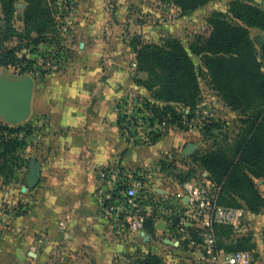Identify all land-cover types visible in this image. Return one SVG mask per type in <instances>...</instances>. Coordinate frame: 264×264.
I'll return each mask as SVG.
<instances>
[{
	"label": "rangeland",
	"instance_id": "obj_1",
	"mask_svg": "<svg viewBox=\"0 0 264 264\" xmlns=\"http://www.w3.org/2000/svg\"><path fill=\"white\" fill-rule=\"evenodd\" d=\"M238 2L264 13V0H214L185 16H181L175 6L159 0H122L120 6L113 1L105 3L109 12L113 10L109 16H82L78 13L79 0H56L53 6L58 22L53 29L56 38L53 40L51 35L49 43L28 48L26 45L30 40L25 39L23 32L27 6L24 0H17L14 26L23 38V49L18 57H26L33 65L32 70L26 73H21L20 68L0 66V85L32 80L35 87L37 82L60 72H73L78 69L106 72L114 68L115 64L119 68V63L125 64L129 70L132 85L124 91L117 105L120 128L133 147L148 149L149 162L139 167L138 172L141 171V179L146 186L144 192L152 197L151 213L155 219L168 222L170 226L175 225L171 232L177 248L184 254L176 255L173 250H167L164 256H159L156 252L152 253V248L136 247L133 251L118 256L114 264H137L139 260L150 255L157 256L159 264H207L201 256L195 255L202 250V238L197 228L182 224L183 220L191 223L193 219L182 189L183 184L191 181L203 184L205 178L221 187L219 201L222 205L241 208L245 213L241 228H217L220 250L224 254L248 251L253 258L252 264H264V204L259 213H252L239 195L228 192L221 178L201 166V158L206 154L236 160L238 143L248 136L252 118L264 109L261 101H254L252 108L246 112L230 106L225 95L215 88L211 72L206 69L201 57L191 51V46L199 36H208L212 32L211 20L222 16L233 25L248 28L264 71V29L247 27V20L233 11L234 4ZM97 20L115 22V25L113 28L98 31L102 37V40L98 39L101 41L100 46H97V42L89 44L95 52L90 54L93 62L89 66L75 59L72 49L80 44L79 34L83 35L86 31L84 25ZM32 36L36 37V34L33 33ZM108 39L115 41V45L110 48H113L117 58L123 59L122 62L114 63L115 58L110 56L107 46L103 47L105 43L110 44ZM170 40L180 42L196 66L200 93L194 105L186 106L159 97L162 92L158 81L160 72L157 69H142L138 63L137 50L143 47L141 45L165 46ZM17 45V37L8 44L10 47ZM166 107L179 115L175 124L166 120L161 122L162 114L166 112L163 109ZM2 109L0 104V150L5 154L0 165L1 228L11 225L6 215L16 216V212L22 207L18 199H23V194L26 193L22 188L28 185L29 166L32 161L28 149L33 146L37 137L44 135L42 132H46L48 127L42 122L30 121V117L19 124L8 122ZM4 127L22 128L23 131L12 135L3 132L1 129ZM188 146L189 149L185 152ZM254 182L264 199V180L255 179ZM248 198L251 199L250 195ZM132 236H124L123 240H129Z\"/></svg>",
	"mask_w": 264,
	"mask_h": 264
},
{
	"label": "crops",
	"instance_id": "obj_2",
	"mask_svg": "<svg viewBox=\"0 0 264 264\" xmlns=\"http://www.w3.org/2000/svg\"><path fill=\"white\" fill-rule=\"evenodd\" d=\"M107 1L120 6L122 0H79L78 13L109 16L113 10L109 12ZM113 25L101 20L84 25L81 42L72 49L74 58L91 66L95 52L89 44L100 46L98 31ZM107 42L103 47L113 62H122L110 48L115 41ZM114 66L106 72H60L35 84L30 121L48 125L28 149L40 177L18 199V215H6L11 225L0 227V264H114L136 247L152 248L159 256L167 250L184 254L168 222L165 231L158 230L161 220L154 219L152 233L124 241L101 220L99 172L111 167L138 171L149 162L148 149L133 147L120 128L117 105L132 81L125 64Z\"/></svg>",
	"mask_w": 264,
	"mask_h": 264
},
{
	"label": "trees",
	"instance_id": "obj_3",
	"mask_svg": "<svg viewBox=\"0 0 264 264\" xmlns=\"http://www.w3.org/2000/svg\"><path fill=\"white\" fill-rule=\"evenodd\" d=\"M26 11L23 19L24 37L30 40L26 46L37 48L49 43L51 35L56 38L53 29L58 22L54 16L56 0H24ZM161 3L175 6L181 16L214 0H159ZM17 0H0L2 17L0 18V66L20 68L21 73L30 72L33 62L26 57L20 59L18 53L23 49L22 35L14 26ZM233 11L245 18L247 27L264 29V13L260 10L235 3ZM212 32L208 36H199L191 46L193 54L200 56L211 77L215 88L223 93L234 109L243 112L252 108L254 101L264 103V71L259 61L248 28L233 25L222 16L211 20ZM35 33L36 37L32 34ZM18 38L19 45L10 47L9 42ZM137 50L141 68L158 70V81L162 92L159 97L167 101H177L183 105H194L200 93L198 72L190 54L177 40L167 45H141ZM36 50V49H34ZM33 51V49H31ZM161 122L176 123L179 115L170 107L163 109ZM168 111V112H167ZM8 134H20L23 129L4 127ZM236 160L206 154L202 168L211 171L224 181V187L230 194L239 195L248 204L252 213H259L264 199L259 193L255 179L264 180V109L252 118L249 134L238 143ZM5 154L0 150V165ZM250 195L251 199L248 198ZM222 205V203H220ZM224 206V205H223ZM155 216L147 221L146 230H155ZM175 226V225H174ZM174 226H170V230ZM236 252V251H235ZM159 258L150 255L137 264H159Z\"/></svg>",
	"mask_w": 264,
	"mask_h": 264
},
{
	"label": "built area",
	"instance_id": "obj_4",
	"mask_svg": "<svg viewBox=\"0 0 264 264\" xmlns=\"http://www.w3.org/2000/svg\"><path fill=\"white\" fill-rule=\"evenodd\" d=\"M141 178L142 173L122 167L105 168L99 172L101 220L110 227L115 237L144 234L147 231V221L152 217V197L144 192L146 186ZM203 184L191 181L182 187L193 218L191 223L183 220L182 224L195 226L202 238V250L195 255L201 256L207 264H252L250 252L224 254L218 244L217 228H241L245 220L244 210L221 205V187L211 179L205 178Z\"/></svg>",
	"mask_w": 264,
	"mask_h": 264
},
{
	"label": "water",
	"instance_id": "obj_5",
	"mask_svg": "<svg viewBox=\"0 0 264 264\" xmlns=\"http://www.w3.org/2000/svg\"><path fill=\"white\" fill-rule=\"evenodd\" d=\"M34 92V82L25 80L19 83H9L0 85V104L3 112L7 116L8 122L19 124L30 117L31 102ZM189 146L186 148L187 152ZM40 177V166L36 161H32L29 168L28 185L23 188L27 191L36 185ZM166 223L161 221L156 225L158 230H166ZM168 243L173 245L174 242L168 240Z\"/></svg>",
	"mask_w": 264,
	"mask_h": 264
}]
</instances>
